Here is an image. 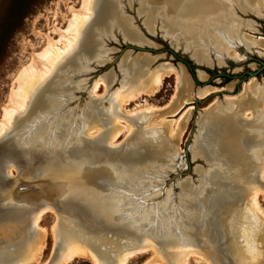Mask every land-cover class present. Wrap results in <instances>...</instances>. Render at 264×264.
Returning a JSON list of instances; mask_svg holds the SVG:
<instances>
[{"label":"rangeland","instance_id":"374dc122","mask_svg":"<svg viewBox=\"0 0 264 264\" xmlns=\"http://www.w3.org/2000/svg\"><path fill=\"white\" fill-rule=\"evenodd\" d=\"M115 1L119 17L128 18L137 35L122 33L115 25L97 32L96 40L100 44L101 59L96 61L89 58L87 61H76L74 69L62 77L64 84L70 82L71 85L69 91L63 88L64 91L60 95L61 102H59L60 106L57 107V111L62 117L56 115L54 119L49 118V114H53L51 109L45 112L46 119L44 116L40 119V114L31 113V111L30 113L24 112L17 118L14 128L12 126L4 135L8 136L11 131L18 129L17 134L40 133L42 135L24 138L20 143L21 136L16 134L17 138L13 141L15 146H23L21 152L19 151L21 156L26 162L35 163L39 172L50 169L51 160L58 154L49 146L50 143L64 141V147H67L68 142L71 141L70 152H66V163L70 166L103 163L106 168L105 173L100 174L110 176L104 178L103 182L110 188L112 194L103 200V204L114 206L116 211H109L110 214L105 211L97 215L98 210L102 211L105 206L97 199V191L92 193L86 191V196L91 197L90 203L93 206L80 195H75L79 197L81 203L86 204V207L73 200L75 198H71L70 201H64L60 208L56 209L47 203L37 209L27 207L17 213H7V221L0 225V252L1 250L4 252L0 255V264H60L62 256L67 255L70 250L69 243H66L61 235V229L67 231L82 229L85 236L87 235L85 231L90 233L94 231L95 234H100L98 237H105L104 241L108 244L102 243L98 245V249L106 247L110 251L101 249L97 252L104 261L109 260L107 254L113 253L111 251L118 253L122 249L143 244L158 248L161 252L160 245L163 243L174 245L181 252L192 249L197 251L199 254L197 256L200 257H191L188 264H255L259 255L256 257L248 255L246 246L248 256H245L244 246L248 239L252 241L258 252L260 250L264 252V236L263 233L258 235L257 232L246 233L245 223L240 231L242 223L239 211L243 206H248V202L234 199L239 192H242V189H245L243 187L247 184L246 181L252 182L249 185L256 186L254 172L257 167L251 169L249 165L255 161L256 157L262 153L264 155V143L260 146L246 147L244 138L241 137L243 133L241 127L247 124L255 125L253 136L264 139V126L260 130L261 125H257L258 122L247 120L252 113L251 110L249 112L244 110L242 115V110L236 113V110H230L229 106L242 96L243 86L249 79L254 78L264 85V70L250 78H247L245 73L259 66L258 59L264 60V49L259 50L253 46L246 48L243 43H237L234 49L243 55V59L238 61L231 57H224L222 65L207 66L197 62L196 64L193 63L194 59L189 50L174 46L172 38L167 34L169 0ZM181 1L177 0L174 6L178 5L177 8H180ZM81 2L82 0H0V119L2 117L1 107L7 102L15 73L29 61L31 54L40 51L45 46L47 41L45 33L53 40L58 39V33L51 32L52 25L64 28L71 17L69 7L79 9ZM227 3L233 14L231 22L235 21L236 30L239 27L242 28L238 31L243 38L264 39V12L262 16L256 17L249 11L241 12L236 7L238 5L244 11V8L239 5L240 2L232 4L227 1ZM152 11L153 18L150 19ZM221 18V22H226L224 17ZM97 21L99 22V19ZM177 21L176 24L180 26V31L185 35L188 31L186 22H180L178 19ZM109 23L110 20L106 24ZM238 23L241 24L239 27ZM175 35L177 37V33ZM132 42H136L142 48L130 46ZM189 56L193 61L189 59ZM136 57L146 59L145 66L149 72L162 64L171 63L178 68L181 66L190 79V92L180 93L176 78L172 75L164 78L154 94H142L134 101L128 100V103H125L118 112L121 115L120 122H115V125L112 121L107 122L108 128H112L111 125L116 128L112 129L105 144H102L103 147L98 152L88 149L87 144L82 140V132H73L64 124L62 127L51 129V123L58 126L62 119L69 118H63V114L73 113L74 121L80 120L81 125L83 114L93 97L103 100V105L107 106L109 102L107 98L119 91L124 81L120 70L122 67L119 68V63H128ZM209 57L215 59L216 55L210 52ZM184 60L190 63L192 76L185 67ZM108 75L112 76L109 80ZM99 79L107 82L108 87L104 88L99 84L94 93L95 96L90 95L89 86ZM229 84L230 86H227ZM144 87V84L139 83L135 88ZM206 87L225 88L223 91L215 90L206 96L198 97L199 90ZM195 98L204 99L195 106ZM261 102L263 100L260 104ZM173 103L176 105L170 106ZM221 106H227L230 116L235 115L233 117L237 123L242 125L236 130H231L232 133L228 131L226 133L228 139L224 136L223 138L221 134L219 137L216 132L211 131L205 123H202L205 120L208 121L209 116L215 115ZM174 107L177 108L174 109ZM262 112L264 113V106L260 105L259 114L261 115ZM259 114L257 119L260 117ZM108 117L111 119L112 114ZM27 118L34 122V125L37 123L35 118L38 122L43 121L42 124L49 123L36 126L30 132L27 127ZM99 119L93 122L100 124ZM218 120L219 118H216L217 122ZM95 128H97L96 132ZM92 129L86 137L93 141L102 131H105L100 125ZM4 135L0 140L5 137ZM202 140L206 148H209L210 144L214 146L210 148L215 155L209 152L207 157L201 152L200 142ZM78 143L82 144V148H76L77 145H81ZM109 148L115 150L121 160L117 161L115 156L106 154ZM39 152H43L42 157L39 156ZM247 152L249 155L246 154ZM244 154L245 156H242ZM47 158L49 162H45ZM210 159H212L211 162ZM247 164L249 165L246 166ZM175 171L179 173L173 176ZM8 172L10 177L19 176L16 167H9ZM260 181L264 183L263 180ZM185 182L190 186L187 191L181 186ZM257 187L263 189L264 184ZM25 191L29 189L20 192ZM235 193L237 196L232 199ZM260 193L257 200L264 213V192ZM42 209L48 212L42 216L39 226H35L34 216ZM57 212L60 219L59 225L55 224ZM92 212L95 213L94 216ZM246 213L252 218L248 209ZM246 215L242 216L243 221L246 220ZM200 217H205L209 227L207 234L206 230L204 231L207 237L203 240L199 229L195 228V222L197 223ZM261 220L264 222V219ZM169 221L173 227L169 226ZM37 231L39 235L36 238ZM140 231H150L148 232L150 239H134L139 236ZM248 233L252 236L247 235ZM30 234H32L31 237H29ZM131 238L134 241L129 243L127 240ZM178 238H182L183 245L180 244L182 240ZM207 238L214 245H211L213 253L211 249H204L208 244L207 240L209 241ZM158 240L160 242H157ZM73 242V245L85 247L80 240ZM158 253L154 254L150 250L131 258L128 264H168V260ZM69 264L92 263L85 257H78Z\"/></svg>","mask_w":264,"mask_h":264},{"label":"bare ground","instance_id":"6f19581e","mask_svg":"<svg viewBox=\"0 0 264 264\" xmlns=\"http://www.w3.org/2000/svg\"><path fill=\"white\" fill-rule=\"evenodd\" d=\"M173 1L174 0H169V3L172 4ZM227 1L232 4H236V2H240L239 5H241L242 8H244V11H249L256 16H262L264 12V0H227ZM227 1L226 0H195V4H192L193 0H188V3H184V1L182 0L180 8L177 9L173 7L172 9L170 7L169 14H167L168 16L167 23L169 25L167 34L170 38H172L173 45L181 46L184 49L189 50L191 57L194 59L195 62L207 66H212L213 64L222 65L224 63L223 61L224 57H228V58L231 57L233 59H237L238 61L243 59V55L234 49V46L235 44L237 45V43H243V45L246 48H251L253 46L259 50L261 49L263 50L264 49L263 38H255L254 40H252V38L250 37L248 39H245L246 37L243 38L239 32L242 29L239 27L241 25L239 23H238L239 24L238 27L240 28V30L239 28L236 30L235 21H233L234 23L231 22L233 19V14L230 12V6L227 3ZM192 5L195 7H192ZM117 8L118 7L115 0H82L79 9H74L71 6L69 7V10L71 11L70 12L71 17L64 28H61L56 25H52L51 32H55V33L57 32L59 35L58 39L53 40L52 37H50L47 33H45V37H46L45 39H47L45 46L40 51L31 54V58L29 59V61L26 64L22 65L21 68L15 73L13 77L11 84L12 86L10 88L7 102L5 103V105L1 107L2 117L0 119V138L5 133H7V131L12 126H13L12 128H14V124L17 118L20 117L21 114H23L24 112L30 113L31 111V113L40 114L39 115L40 119H42L43 116L44 119H46L47 116H45L46 115L45 112L47 113L51 109V112H53V114L52 113H51L52 115L49 114L48 116L49 118L53 117L54 119L56 115L62 117L61 113L57 111V107L60 106L59 102H61L60 95L64 91V89L66 91H69V88H71L70 82H68L67 84H64L62 82V77H64L65 74L69 72L71 69H74V64L76 63V61L77 62L83 60L87 61V59L89 58H93L96 61H99L101 59L102 52L100 49V44L96 40L97 32L104 31L109 26L115 25L122 33H127V34L132 33L134 35H137L135 30L132 29L133 27L131 26L129 19L125 17H119L120 15H118ZM174 11L176 15L174 14ZM152 13L153 11L150 14V19L153 18ZM221 17H224L226 19V22L225 21L221 22L222 21ZM97 19H99V22L97 21ZM177 19L180 20V22L183 23L186 22L185 24L188 26V31L185 35H183L182 31H180L179 28L180 26L176 24ZM109 20L110 23L106 24L107 22H109ZM107 25L109 26L105 29ZM175 25L177 27H175ZM176 33H177V37L175 35ZM210 52L216 55L215 59H211L209 57ZM145 60L146 59L143 57H136L132 61H128V63L126 62L119 63V68L122 67L120 68V70L122 71L124 81L121 83L122 86L120 90L116 91L115 93H113V95H110L107 98V101H109L107 102L108 103L107 106L103 105L102 102L103 100L93 97L91 98V100L89 101L86 107V111L83 114V119H82L83 122L81 125L79 124L80 120L78 122L76 120L74 121L73 118L74 116L72 115L73 113L68 115L63 114V118L64 117H69V118L62 119L61 124H59L58 126L51 123L52 126L51 129H55L56 127H62V124H64L67 128L71 129L73 132H80V133L82 132L83 133L82 140L84 143L87 144L88 149L92 152H96V151L98 152L103 147L102 144L103 143L105 144L109 133L112 131V129L116 128L115 126L113 127V125H115V122L117 121L120 122L121 115L118 114V112H120L122 106L125 103H128V100L134 101L142 94L143 95L154 94L158 90L164 78L172 75H174L176 78L178 91L180 93L190 92L191 89L190 79L187 76V74L183 71L181 66L178 68L172 65L171 63L162 64L159 67H157L154 71L149 72L147 70V67L145 66V64L147 63ZM107 78L109 80L112 78V76L108 75ZM139 83L144 84L145 87L141 89L135 88L136 85H138ZM99 84H101L104 88L108 87L107 82L101 79L95 80L89 86L88 93H90V95H94ZM227 86H230V84ZM224 88L225 87H216V88L206 87L204 89H200L198 92V97L206 96L215 90L216 91L223 90ZM243 90L244 91L242 93V96L239 97L238 100H236V102H233V104L230 103L231 104V106H229L230 110H234V111L236 110V113L242 110V115L244 110H246L247 112L251 110L252 113L250 114L249 119L247 118V120H251V121L255 120V123L258 122L257 125H261L260 126V130H261V128L264 126V115H263L264 113L262 112L260 115L259 109H260V105L264 106V97H263L264 85L258 83L254 78H251L247 83L244 84ZM261 100H263V102H261L260 104ZM176 104L173 103L170 106H174ZM176 108L174 107V109ZM252 109H254L255 111H253ZM230 110L227 106H221L220 109L217 110L215 115L209 116L208 121L205 120L202 123H205V125H207L211 131L221 134L222 137L224 136L227 138L226 133L228 131L230 132L231 130L234 129L236 130L238 126H242L239 123H237L236 119L233 117L235 115L230 116L229 114ZM109 114H112L111 119L108 117ZM258 114L260 115V117L257 119ZM99 116H101L100 119ZM28 118H27V127L30 132L36 126L38 127L44 126L45 124L49 123L46 122L42 124L43 121L38 122V120H36L38 118L37 117L35 118V121L37 123L36 125H34L35 123L31 122ZM216 118H219L218 122L216 121ZM96 119H99L100 124H96L95 122H93ZM109 121L110 122L112 121V123H114L113 125H111L112 128H108ZM97 125H100V127H104L105 131H102L99 137H96L94 141L88 140L89 137L87 138L86 136H88L89 132L93 130L92 128ZM254 127L255 125L250 126L249 124L245 125L244 127H241L243 128L242 129L243 133L241 137L244 138V143L246 144V147L249 148L250 146L251 147L260 146L264 143L263 137L258 138L256 136L255 137L253 136L255 130ZM95 130H97V128H95L94 131ZM18 131L19 129L17 131L13 130L10 132L8 136L7 134L4 135L5 137L6 136L8 137V138L6 137L7 142L13 144V141L17 138V136H21L20 138V143H21V140H23L24 138L27 137L33 138L34 135L37 136L38 134H40V133H33L34 135H32L31 133H27L21 135L20 133L17 134ZM52 133H54V131H52ZM53 143L54 142L50 143L49 146L52 147L53 151L55 150L56 152L55 151L54 152L58 154L54 156V158L51 160L50 163L52 164V166L57 165V167L67 168V166H70V164L66 163L67 160L66 152H70L71 141L68 142L69 145L67 147H64L65 146V144H63L65 143L64 141H60L54 144ZM200 144H201V152L204 153V155L208 157L209 152H212V154H214L213 151L211 150L212 148H210L214 146L210 144V147L206 148L207 146L205 142L203 143V140L200 142ZM76 148L77 149L82 148V144L77 145ZM246 154H248V152ZM262 154L259 157H256V159H254L255 161H253L251 165L249 164L246 165V166L249 165L251 169L254 168L255 166L257 167L254 172V178L255 181L257 182L256 186L252 184L249 185L252 182L249 183V181L248 182L246 181L247 184L243 187L245 189H242V192H239L238 196L235 193L232 199H234L235 196H237L234 200L238 201L241 199L243 202L244 201L248 202V206L246 207L243 206L239 211V215L241 217V223H242L240 231H242V225L243 223H245L244 227L245 229H247L246 233L250 231L254 233L257 232L256 233L257 235L259 233H263L262 235L264 236V222L261 220L264 219V213L257 200L258 194L260 192H264V187L263 189L257 187L258 185L260 186L264 184L263 182L260 181V180L264 181V155ZM242 156H245V154ZM46 161L49 162L48 158L45 160V162ZM209 161L211 162L212 159H210ZM181 186L182 189L185 191L189 190L188 188L190 187L189 183L187 182L182 183ZM82 193L85 192L83 191L81 193H77L76 195H80L90 203L91 197L88 198V196L85 195L87 193H85L84 195H82ZM90 205L92 204L90 203ZM244 208L246 209L242 210ZM247 209L249 215L252 218L246 215ZM46 212L48 211L45 209L36 212L34 216L35 226H39V222L41 221L42 216ZM244 215H246V220L243 221L242 216ZM55 216H56L55 224L59 225L60 219L58 212L55 214ZM97 225L99 226V224ZM171 226L173 227V225ZM90 231L92 230L90 229ZM150 231H146V232L140 231L139 236L134 237V239L149 240L150 238L148 236V232ZM60 232L66 243H69L70 245L69 253L67 255L62 256L60 264H69V262H71L74 258H78V257H85L88 260H90L92 264H112V263L128 264L131 258L137 257L138 255L141 254H145L150 250H152L154 254L158 252L161 253L162 256L168 260V261L166 260L168 264H180V263L188 264L191 257H200L197 256L199 255L198 252L193 249L188 250L186 252H181L180 249H176L174 245H169V244L165 245L162 243L160 245L161 252L158 248L143 244L137 247L122 249L118 253H115V251H111L113 253L107 254V258L109 260L104 261V259L101 256H99L97 252H99V250L101 249H106V247L105 248L100 247L101 249H98L99 248L98 245H101L102 243L108 244L107 241H104L106 240L105 237L99 236L100 237L99 238L98 235L100 234L97 235L95 234L94 231H92L91 233L89 231H85L87 233V235L85 236L82 233V229H80V231L73 229L67 231L66 229L65 230L61 229ZM254 233L253 236H255ZM38 235L39 234L37 231L36 238ZM247 235L252 236L249 233ZM31 236L32 234H30L29 237ZM134 239L131 238L127 241L131 243L134 241ZM178 239L182 240V238H178ZM77 240L82 241L85 244V247L81 245H73L74 244L73 241H77ZM34 241H36V239ZM157 242H160V240H158ZM180 244L183 245L184 241L183 240L180 241ZM192 245H194V243H192ZM169 246H173V247H169ZM246 246L248 247V255H251L253 257L259 255V259L256 261L255 264H264L263 250H260L258 252L256 247L253 245L252 241L247 239L244 246L246 251L245 256H248ZM211 248L212 249L210 251L211 253H213L214 252L213 247ZM106 250L110 251L108 249Z\"/></svg>","mask_w":264,"mask_h":264},{"label":"water","instance_id":"95a60500","mask_svg":"<svg viewBox=\"0 0 264 264\" xmlns=\"http://www.w3.org/2000/svg\"><path fill=\"white\" fill-rule=\"evenodd\" d=\"M183 1L188 2V0ZM176 2L177 0H174L172 4L169 3V8H177L178 5L174 6V4L176 5ZM192 4H195V0H193ZM192 7L195 6L192 5ZM236 7L241 12L247 13L241 10L238 5H236ZM108 26L109 25H107L105 29ZM130 46L134 48H142V46L137 44L136 42L130 43ZM244 51L247 52V50ZM189 59H191L190 56ZM191 61L193 60L191 59ZM193 63L196 62L193 61ZM185 67L187 68L189 74H192L191 66L187 61H185ZM262 70H264V60L260 61L259 66L254 70L246 71V77H255ZM84 92L87 91L84 90ZM203 99L204 98H195V106ZM193 123L196 124L195 121H193ZM218 136L221 137L220 134H218ZM22 147L23 146L18 147L10 142H7V138L4 140H0V225H2L4 221H7V213H17L27 207H33L32 209H35L36 207L37 209L42 205L48 203L50 206L56 209L60 208V205L64 201H70L71 198H75L73 200L78 201L80 204L86 207V204L81 203L79 197H75L77 193H81L84 190V192L88 191L89 193L97 191V199L99 200V202H102V204L103 200L112 195L110 188H108V186H106V184L103 182L104 178H109L110 176L108 175L107 177V175L100 174L105 173L104 169L106 168L103 163L97 165L90 164L84 166H67V168L57 167V165H53L50 167V169H45L39 172L35 166V163L30 164L26 162V160L21 156L20 152L22 150ZM188 150L189 146L187 148V151ZM41 153L43 152H39L38 154L42 157ZM116 153L117 152H115V150L113 151L112 148H109L106 154H108L109 156H115L117 161H119V159L121 160V158H119ZM9 167H16L19 171V176L10 177L8 174ZM178 173L179 172L177 171L173 172V176H176ZM27 189H29V191H25L23 193L20 192L21 190ZM84 194L85 193H82V195ZM104 206L105 208H103L102 211L98 210L97 215L105 211H108V214H110L109 211H116L114 206ZM91 214L93 216L95 215L94 212H92ZM112 214L113 213H111V215ZM170 214L171 213H169V215ZM200 219L197 223L195 222V228L199 229L200 237L203 240L204 237H207L206 235H204V231L206 230L207 234V232H209V227L205 217H200ZM170 225L171 222L169 221V226ZM207 242L208 244L204 247V249H212L211 247L214 246L213 243H210V239L209 241L207 240ZM2 251L3 250H1L0 255L4 254V252Z\"/></svg>","mask_w":264,"mask_h":264},{"label":"flooded vegetation","instance_id":"af4514ba","mask_svg":"<svg viewBox=\"0 0 264 264\" xmlns=\"http://www.w3.org/2000/svg\"><path fill=\"white\" fill-rule=\"evenodd\" d=\"M254 59H255V57H254ZM256 60V59H255ZM185 61H187V60H185ZM184 61V62H185ZM258 61H259V64H260V60L258 59ZM188 62V61H187ZM189 63V62H188ZM190 64V63H189ZM191 66V65H190ZM192 71V70H191ZM193 74V73H192ZM192 74H191V76H192ZM224 75H226V76H228L229 77V75H227V74H224Z\"/></svg>","mask_w":264,"mask_h":264}]
</instances>
